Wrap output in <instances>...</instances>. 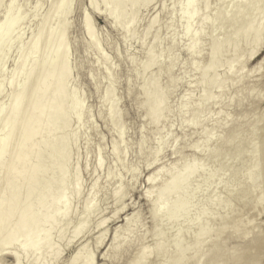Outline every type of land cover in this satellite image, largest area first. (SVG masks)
Masks as SVG:
<instances>
[{
	"label": "rangeland",
	"instance_id": "374dc122",
	"mask_svg": "<svg viewBox=\"0 0 264 264\" xmlns=\"http://www.w3.org/2000/svg\"><path fill=\"white\" fill-rule=\"evenodd\" d=\"M73 1L74 9L68 18L72 23L69 37L73 72L68 88L77 86L82 89L86 99L84 107L89 108L91 122L96 127V133L90 136L92 143L86 160L82 157L83 141L79 143L80 162L82 170L85 171L87 165L91 168L98 146L102 148L104 162L100 169L94 170L93 177L83 171L82 197L95 200L102 214H83V219L93 216L87 227L81 229L70 244L61 246L62 252L56 261H47L46 264H66L72 253L83 245L92 256L93 264H180L182 261L183 264H235L238 258L240 264H264V41L260 42L259 52L248 59L251 43L239 39L241 27L237 23L245 7L234 5L232 0H206L207 8L195 7L198 19L185 37L180 34L182 20L175 17L173 29L166 33L163 28L170 15H159V27L148 41L158 40L159 47H155L154 53L166 57L160 66L165 71L159 84L164 101L160 120L152 123L149 115H143L138 108L144 100L137 91L139 72L130 71L127 63V57L135 55L138 66L144 58L143 47L137 39L125 46L119 33L110 27L114 19L108 20L109 25L98 12H92L87 0ZM173 2L153 0L149 6L143 7L138 15L136 36L140 37L146 22L161 5L170 10ZM47 3L48 0L16 2L15 5L20 7L17 14L21 23L5 36L20 35L26 39L34 31ZM36 6L38 9L34 10ZM263 9L264 4L258 7L250 21L254 32H259L261 38L264 24L260 29L257 24ZM84 14H88L95 25L103 52L110 62L114 61V75L118 82L116 93L121 99L117 111L122 120V125L116 129L124 126L127 129L124 137L128 141L121 163L111 147L122 133L120 130L109 131L99 117L104 84L101 83L103 85L96 90L90 80L97 64L86 58L94 47L84 52L81 45L86 39L82 31ZM199 16L210 19L199 23ZM0 36H3L2 32ZM169 36L171 40L167 41ZM229 38L233 41L227 44ZM212 47L219 49L216 64L209 74L200 77L201 70L209 62ZM15 51L13 49L6 58V71L0 77L2 97L11 89L8 80L17 55ZM233 60L237 61L227 68ZM255 66L257 71L253 68ZM154 74L152 70L149 77ZM103 80L104 76L99 74L98 81ZM200 84L203 86L201 92ZM180 109L184 111L182 120L177 116ZM75 127L72 120L67 129L72 131ZM155 129L159 131V137L152 143H145ZM138 143L156 154L153 164L147 165V156L136 153ZM133 167L138 168L134 174L125 171ZM188 170L190 176L181 180ZM106 171H112L118 178L117 188L126 187L125 196L116 204L110 195L115 187L114 181L86 194L92 182L98 181L101 185L100 178ZM67 177L70 179L71 175ZM100 221L104 222L103 226L96 228ZM101 237L102 242L98 244ZM125 241L128 242L127 248L119 251ZM112 244L119 252L114 258L105 259L103 256ZM143 250H148V255H141ZM5 256H0V264L14 263ZM244 259L247 261L243 262ZM22 264L35 263L24 261Z\"/></svg>",
	"mask_w": 264,
	"mask_h": 264
},
{
	"label": "bare ground",
	"instance_id": "6f19581e",
	"mask_svg": "<svg viewBox=\"0 0 264 264\" xmlns=\"http://www.w3.org/2000/svg\"><path fill=\"white\" fill-rule=\"evenodd\" d=\"M18 1L0 0V32L3 33V36H0V50L2 49L0 77L4 76L6 71L4 66L9 53L13 49L17 52L8 80L11 89L3 97L2 84H0V256H9L14 262L12 264H22L24 261L46 264L47 261H56L62 252L61 246L76 239L81 229L87 227L93 216H86L87 219H83V214L100 213V207L95 200L82 197L84 170L80 162L82 157L86 160L89 155V146L92 143L89 140L90 136L96 133V127L91 122L89 108L84 107L86 99L83 98L85 94L81 92L82 89L77 86L68 88L72 82L73 72L70 62L72 43L69 37L72 23L68 18L73 12L74 1L48 0L47 8L39 15L34 31H31L26 39H22L20 35L7 38L5 35L14 31L21 23V17L17 14L20 7L15 5ZM152 2L153 0H87L92 12H98L100 18L109 25L112 22L110 27L119 33L120 40L125 46H130L129 42L137 39L143 47V61L141 59L142 62L136 66L137 60L134 55L127 57V63L130 71L139 72L140 82L137 91L144 100L138 108L143 115H149L152 123H157L161 118L164 101L159 84L160 76L165 70L160 66L166 57L161 53H154L155 47H159V41L151 42L148 39L159 27L158 17L163 13L170 15L168 23L164 25V32L168 33L173 29V21L177 17L182 20L181 36H187L189 29L198 19L194 11L195 7L199 5L207 8L208 5L206 0H174L170 10L161 5L146 22L140 37H137L138 15L143 7L146 8ZM231 3L245 7L237 20L241 27L238 37L241 41L251 43L252 48L248 56V59H251L259 52L264 35L261 38L259 32H254L250 21L257 13L258 7L264 4V0H232ZM37 9L38 6L34 8ZM262 11L257 29L264 24V9ZM87 15L84 14L82 19V31L86 39L81 45L84 52L94 47L86 58L97 64L90 74V80L96 90L100 89L101 83L104 84L100 94L99 117L109 131L120 130L122 133L120 139H113L111 147L113 154L121 163L122 153L127 149L128 141L124 137L127 129L124 126L122 130L116 129L122 125V120L119 119L117 111L121 99L116 93L118 82L114 75L115 66L112 63L114 61L110 62L111 59L109 60L108 55L103 52L102 43L98 42L100 40L95 25ZM109 19L114 20L109 22ZM209 19L210 17L199 16V23ZM170 36L167 41L171 40ZM232 41V38H229L226 43ZM218 53L217 47L211 48L209 62L206 68L201 70L200 77L209 74L214 68ZM236 61H231L227 68ZM253 68L255 71L258 69L256 66ZM152 70L155 74L150 78L149 73ZM99 74L104 76L103 82L98 81ZM200 87L203 86L201 84L199 86L201 92ZM208 96L211 97V94ZM177 116L182 120L184 111L177 110ZM72 120L75 121L76 127L68 131L67 128ZM158 137L159 131L155 129L145 143H152ZM81 141L84 151L82 157L79 151ZM98 147L91 168L87 165L84 171L87 176L89 174L93 177L94 170L103 166L102 148ZM136 149L138 155L147 156V165L153 164L156 154H153L150 148L147 149L138 143ZM136 169L138 168L133 167L125 171L134 174ZM67 175H71V178L68 179ZM189 176L188 170L181 176V180L185 181ZM111 181H114L115 187L113 186L110 195L114 197L115 204L118 203L125 196L126 187L117 188L118 178L112 171L103 174L100 178L101 185L98 181L92 182L86 194L93 193L98 187L109 185ZM79 204L81 206H78ZM52 207L54 209H51ZM49 209L53 211L50 213ZM175 217L177 218L178 214L175 213ZM103 223L97 222L96 228H101ZM114 241L115 237H113ZM101 242L102 237L98 238V244ZM127 244L128 242L125 241L118 250L127 248ZM83 246H79L78 250L72 253L68 264H93L92 256L89 255L87 247ZM114 247L115 245L112 244L111 249L105 252L103 256L105 259L114 258L118 254L119 251ZM147 252L148 250L145 252L143 250L141 255L146 256ZM238 260L239 258L234 261L235 264H240L237 263L240 262ZM180 264H183V261Z\"/></svg>",
	"mask_w": 264,
	"mask_h": 264
}]
</instances>
